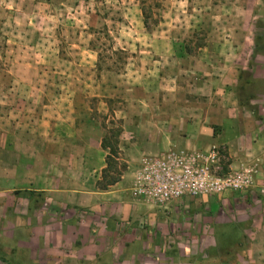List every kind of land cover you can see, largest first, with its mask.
<instances>
[{
	"label": "crops",
	"instance_id": "0c3cea01",
	"mask_svg": "<svg viewBox=\"0 0 264 264\" xmlns=\"http://www.w3.org/2000/svg\"><path fill=\"white\" fill-rule=\"evenodd\" d=\"M43 2L0 0V264H264V139L248 110L226 91L217 102L212 77L202 78L196 58L168 36L132 37L123 46L114 38L121 50L147 58H135L128 86L104 72L118 107L99 93L46 89L41 83L55 76L49 68L58 57L103 76L90 46L94 13L39 11ZM90 97L100 105L88 106ZM108 112L121 121L117 160L126 170L102 191L96 183L106 167L101 118ZM216 145L227 148L229 169L257 166L250 190L165 206L132 196L144 158ZM28 192L30 202L22 197ZM227 240L236 247L225 256L217 243Z\"/></svg>",
	"mask_w": 264,
	"mask_h": 264
},
{
	"label": "rangeland",
	"instance_id": "374dc122",
	"mask_svg": "<svg viewBox=\"0 0 264 264\" xmlns=\"http://www.w3.org/2000/svg\"><path fill=\"white\" fill-rule=\"evenodd\" d=\"M41 1L46 2L38 4L39 11L77 10L94 13L93 20L90 19L94 27L90 29L92 35L90 46L98 54L96 70L103 76L95 78L96 73H93L94 69L91 65H69L58 57L55 67L49 68L51 73L55 72V76L50 80L44 77V82L41 83L46 89L99 93L100 96L105 97L104 100L107 101L110 109L118 107L119 101L112 97L116 85L112 78L104 77V72L120 76L122 84L128 86L130 75L134 71L135 58H139L138 62L141 60L144 62L147 58L145 54L139 55L138 52L134 54L121 50L114 38L120 36L123 46V43H131L132 37L149 42L168 36L178 44L179 48H184L187 55L196 58L195 63L198 64L200 71L196 73L201 74L202 78L207 77L208 74L212 77L216 86L217 102L221 101L226 91L232 96L234 106L238 105V74L240 71L245 72L241 76V83L244 85L239 99L249 103L250 109L245 110L248 112L246 116L254 121L253 125L259 132V138L264 139V0ZM26 7L29 5L27 4ZM130 30L133 32L130 33ZM134 32L136 35H133ZM175 52L176 57L181 58L177 49ZM61 53V56L75 58L74 55L71 57L72 52ZM183 59L187 64L190 63L188 56L187 58L184 56ZM132 79L135 80V76ZM186 83L184 82V85ZM96 100L90 97L88 106L98 107L100 104ZM82 101L87 100L82 99ZM250 110L253 111V115ZM112 116L111 112H108L101 118L109 144L114 142L112 132L116 128H121V121L112 119ZM118 139L117 158L112 162V168L116 171L111 169L106 173V179L102 184L113 181L118 174L121 176L126 170V165L117 160L120 159L121 153ZM211 147L220 151L222 167L225 171L229 170L227 148L223 145ZM236 148L241 149L242 143L239 142ZM227 238L239 239L240 236L230 233ZM234 247L235 244L229 243L228 240L217 243V251L225 253V256L233 254ZM233 261L226 258L218 262L230 264Z\"/></svg>",
	"mask_w": 264,
	"mask_h": 264
},
{
	"label": "built area",
	"instance_id": "2783aa9c",
	"mask_svg": "<svg viewBox=\"0 0 264 264\" xmlns=\"http://www.w3.org/2000/svg\"><path fill=\"white\" fill-rule=\"evenodd\" d=\"M257 172V166L250 163L225 171L215 147L170 150L144 158L131 193L143 202L165 206L185 197L246 192L254 186Z\"/></svg>",
	"mask_w": 264,
	"mask_h": 264
},
{
	"label": "trees",
	"instance_id": "16d2710c",
	"mask_svg": "<svg viewBox=\"0 0 264 264\" xmlns=\"http://www.w3.org/2000/svg\"><path fill=\"white\" fill-rule=\"evenodd\" d=\"M245 72L240 71L238 74V85H237V101H238V105L246 110L250 109L249 107V103H244L242 102L239 98L240 95L243 91V83H241V76L244 75ZM247 82V81H246ZM245 83V82H244ZM251 111V110H250ZM251 113H253V111H251ZM254 114V113H253ZM121 133V128H116V130L114 132H112V138L113 141L112 144L108 143V140L106 137L103 138L102 143H101V148L104 151H107V155H106V159H105V163H106V167L104 170H102L101 172V176H100V180L96 183V186L99 190H107L109 187L113 186L114 184H116L119 179H120V174H118V177H116L113 181L110 182H106L105 184H102V181L106 179V173H109L111 171V169H113V171H116L114 168H112V162H114V160H116V155H117V139L120 136ZM17 195H21L18 194ZM22 197L25 198L26 200H28L29 202L32 201L35 197V194H33L32 192H28V193H22ZM37 202H42L43 200L39 199L36 200Z\"/></svg>",
	"mask_w": 264,
	"mask_h": 264
}]
</instances>
